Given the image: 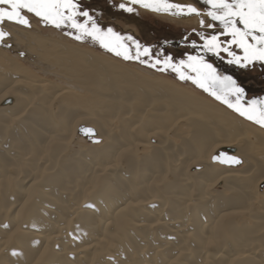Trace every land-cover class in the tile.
I'll return each mask as SVG.
<instances>
[{
    "label": "bare ground",
    "instance_id": "bare-ground-1",
    "mask_svg": "<svg viewBox=\"0 0 264 264\" xmlns=\"http://www.w3.org/2000/svg\"><path fill=\"white\" fill-rule=\"evenodd\" d=\"M3 27L0 264H264L263 129L35 22Z\"/></svg>",
    "mask_w": 264,
    "mask_h": 264
},
{
    "label": "snow or ice",
    "instance_id": "snow-or-ice-1",
    "mask_svg": "<svg viewBox=\"0 0 264 264\" xmlns=\"http://www.w3.org/2000/svg\"><path fill=\"white\" fill-rule=\"evenodd\" d=\"M129 3L174 16H206L208 21L201 18L200 24L212 30V34L196 33L202 43L192 41L191 47L197 49V54L176 60L163 51L153 53L150 47L142 46L131 36H121L111 27L102 28L88 11L82 10L78 0H0V44L11 47L6 44L11 34L4 29L5 24L31 28L30 17H35L44 26L60 30L77 42L91 40L125 61H136L158 72L171 71L180 81L190 82L239 116L264 128V98L245 99L246 90L237 80L221 74L206 58L208 55L227 58V64L242 69L257 62L264 65V0H201L207 6L204 12L192 4H173L169 0H129ZM119 7L129 13L135 10L124 3ZM214 159L240 163L224 152Z\"/></svg>",
    "mask_w": 264,
    "mask_h": 264
},
{
    "label": "rangeland",
    "instance_id": "rangeland-1",
    "mask_svg": "<svg viewBox=\"0 0 264 264\" xmlns=\"http://www.w3.org/2000/svg\"><path fill=\"white\" fill-rule=\"evenodd\" d=\"M112 1V2H111ZM182 4H192L197 7L201 12L207 10V6L201 3V0H180ZM82 10L88 11L90 15H92L98 24L107 29L111 27L114 32L120 34L123 37L131 36L136 41H138L142 46H148L152 49L153 53L156 52H165L169 55H172L176 58V60L186 58L187 54L196 55L197 49L191 47L192 41H195L197 45L201 44L199 36L196 33L204 32L206 35L212 34V30L201 27L200 20L203 18L206 22L208 21V17L196 16L191 14L198 19L193 21L183 20L180 18L170 19L166 16L154 14V12L148 11V9H141L139 5H131L129 2H125L124 0H78ZM121 3L126 4L127 6L133 7L135 10L132 13L126 12L119 7ZM128 3V4H127ZM173 4H176L175 2ZM110 8L112 13L107 14L104 11L105 8ZM140 9H139V8ZM143 10V11H141ZM190 15V16H191ZM162 16V17H160ZM176 16V15H175ZM165 17V18H164ZM31 26L35 22L41 27L42 32L46 33L50 32L55 34L58 32L68 39L87 46L88 50L93 51L95 53H103L106 56H110L114 58V61L124 65L125 67L130 68L131 70H135L137 67H141L146 71L152 72L158 76H161L165 79L171 80L178 84L184 85L186 87H190L193 92L203 98L212 102L213 104H218L227 111L236 115L240 119L243 117L239 116L236 112L229 109L226 105L218 102L213 97L209 96L207 93L203 92L201 89L197 88L190 82H183L176 78V75L171 71L164 73L158 72L152 68H149L139 62L136 61H125L120 57L115 56L112 53L107 52L103 48L99 46L98 43L88 40L87 42H77L74 39L63 34L62 31L57 30L53 27L44 26L39 20L35 17H30ZM175 21V22H173ZM179 21V22H178ZM198 22V23H197ZM192 23V24H191ZM22 27V26H20ZM25 28V27H22ZM31 29V28H28ZM219 31V28H217ZM187 36L188 39L185 40L184 37ZM11 51V50H10ZM222 55H224L222 53ZM27 58V57H23ZM210 63L216 67L219 72L223 75L232 76L237 82L246 90L247 100H260L264 98V66L260 63H255V65H249L248 68L242 69L236 65H229L226 62V59H220L218 57L208 55L206 57ZM192 92V91H191ZM245 122H249V124L258 127L259 126L251 121L243 118ZM261 128V127H260ZM264 130V128H261Z\"/></svg>",
    "mask_w": 264,
    "mask_h": 264
},
{
    "label": "water",
    "instance_id": "water-1",
    "mask_svg": "<svg viewBox=\"0 0 264 264\" xmlns=\"http://www.w3.org/2000/svg\"><path fill=\"white\" fill-rule=\"evenodd\" d=\"M230 151H232V150H223V151H221V152L227 153V155H228L229 157H234V156H232V154H231V153H233V152H230ZM221 152H219L217 155H214V157L218 156ZM214 157L212 158V161H213L214 163H220V164H222V165H226V166H234V165H238V164H240V163H238V164L221 163L220 161L215 160ZM235 158H236V157H235ZM236 159H238V160L240 161L239 158H236ZM240 162H241V161H240Z\"/></svg>",
    "mask_w": 264,
    "mask_h": 264
},
{
    "label": "flooded vegetation",
    "instance_id": "flooded-vegetation-1",
    "mask_svg": "<svg viewBox=\"0 0 264 264\" xmlns=\"http://www.w3.org/2000/svg\"><path fill=\"white\" fill-rule=\"evenodd\" d=\"M109 1V0H108ZM112 2V1H111ZM104 11H106L107 14H110L112 13L111 9L108 7V8H105ZM259 63V62H258ZM262 65V64H261ZM264 66V65H262Z\"/></svg>",
    "mask_w": 264,
    "mask_h": 264
}]
</instances>
